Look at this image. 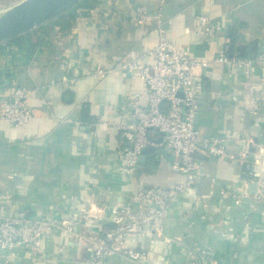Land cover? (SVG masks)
Segmentation results:
<instances>
[{
	"label": "crops",
	"instance_id": "obj_1",
	"mask_svg": "<svg viewBox=\"0 0 264 264\" xmlns=\"http://www.w3.org/2000/svg\"><path fill=\"white\" fill-rule=\"evenodd\" d=\"M137 5L155 10L158 0H83L41 29L0 43V94L26 88L32 112L21 127L0 122V219L24 214L66 221L85 240L75 243L65 232H52L42 240L39 260L19 249L12 264H88L87 241L114 227L111 206L125 204L134 188L180 181L163 146L146 153L132 174L118 166L114 126L128 120L125 98L140 86L120 66L124 58L150 64L146 53L157 40L152 22L133 26ZM198 15L209 18L213 35L188 33ZM162 16L171 19L170 37L192 56L211 59L220 48L230 56L264 50V0H167ZM239 45L242 55L236 53ZM96 70L106 73L98 76ZM199 79L196 126L203 136L223 139L227 156L198 154L196 184L169 209L162 233L128 239L144 260L112 256L100 264H186L188 252L197 250L209 252L216 264H264V158L244 175L245 163L238 160L243 146L235 138L247 135L251 155L257 147L264 150V80L257 70L246 80L218 65ZM246 84L261 102L255 116L244 113ZM222 188L244 192L240 204L220 197Z\"/></svg>",
	"mask_w": 264,
	"mask_h": 264
},
{
	"label": "built area",
	"instance_id": "obj_2",
	"mask_svg": "<svg viewBox=\"0 0 264 264\" xmlns=\"http://www.w3.org/2000/svg\"><path fill=\"white\" fill-rule=\"evenodd\" d=\"M167 0H158L155 10L137 5L134 8L132 24L141 27L152 22L156 33V44L147 51L150 64H142L139 58H124L120 68L129 75V80L139 82V88L132 90L125 98L124 108L128 120L115 124L119 132V147L116 152L118 166L125 173L136 172L141 151L147 147L163 146L172 156L171 171L180 176V181L170 187L140 186L134 188L125 204L109 208L113 217L112 229L92 236L88 241L90 258L88 264H100L112 256H121L133 263L145 259L144 254L127 245L129 238H137L144 233L159 236L164 227L165 215L177 199L188 192L197 181L201 162L197 155L209 158L227 156L223 139L203 136L196 126L199 111V95L203 83L199 79L201 72L210 65L222 66L227 72H241L246 80L254 70L264 80V50L257 52L253 59L230 56L220 48L211 59L195 57L170 37L171 19L163 18L162 6ZM201 31L204 36L214 33L210 20L204 15L195 16L193 27L188 33ZM104 70H96L95 75L102 76ZM108 73V72H107ZM73 84V79L68 80ZM225 92H219L223 95ZM144 96V102L142 97ZM244 113L255 116L261 108L255 90L246 84L244 91ZM230 100L237 103L236 96ZM32 117L29 107V90L14 88L9 94H0V122L15 127L24 126ZM162 133V141L155 144L150 132ZM236 142L243 149L238 160L248 167L258 165L264 158V150L257 147L251 155L247 145L251 142L246 134L236 136ZM259 188L262 181H257ZM223 199H229L238 206L244 192L219 189ZM0 194V203L2 201ZM259 213L263 216L264 210ZM65 232L75 243L84 242L82 235L74 231L73 225L55 219H40L20 215H6L0 219V251L5 252L0 264H12L18 261V250L27 252L31 260H39L42 240L52 232ZM186 264H216L209 252L197 250L188 252Z\"/></svg>",
	"mask_w": 264,
	"mask_h": 264
},
{
	"label": "water",
	"instance_id": "obj_3",
	"mask_svg": "<svg viewBox=\"0 0 264 264\" xmlns=\"http://www.w3.org/2000/svg\"><path fill=\"white\" fill-rule=\"evenodd\" d=\"M83 0H20L7 9H0V43L12 41L26 36L54 19L65 15L73 10ZM243 37L239 35L238 43L242 44ZM233 47H229L228 52ZM242 50V51H241ZM236 53L242 55L243 49L239 45ZM163 134L155 144H160ZM154 146L147 147L141 151L138 162H141L146 153L155 154ZM253 187V186H252Z\"/></svg>",
	"mask_w": 264,
	"mask_h": 264
},
{
	"label": "rangeland",
	"instance_id": "obj_4",
	"mask_svg": "<svg viewBox=\"0 0 264 264\" xmlns=\"http://www.w3.org/2000/svg\"><path fill=\"white\" fill-rule=\"evenodd\" d=\"M20 0H0V9H7L13 6L15 3Z\"/></svg>",
	"mask_w": 264,
	"mask_h": 264
},
{
	"label": "trees",
	"instance_id": "obj_5",
	"mask_svg": "<svg viewBox=\"0 0 264 264\" xmlns=\"http://www.w3.org/2000/svg\"><path fill=\"white\" fill-rule=\"evenodd\" d=\"M240 58L243 59H253L255 56L251 55V53L248 54V52L245 55L239 56ZM244 168H243V173L245 175L246 171L249 170V167L247 166V164H244ZM248 172V171H247Z\"/></svg>",
	"mask_w": 264,
	"mask_h": 264
}]
</instances>
